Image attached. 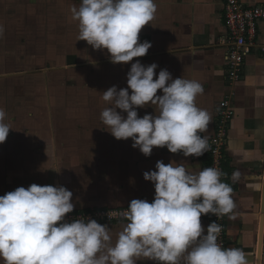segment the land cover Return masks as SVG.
<instances>
[{
    "label": "crops",
    "instance_id": "0c3cea01",
    "mask_svg": "<svg viewBox=\"0 0 264 264\" xmlns=\"http://www.w3.org/2000/svg\"><path fill=\"white\" fill-rule=\"evenodd\" d=\"M5 2V19L9 21L14 12L8 0ZM154 2L155 17L139 35V42L149 41L152 47L145 56L128 63L113 64L107 50L78 41V21L72 18L71 8L78 7L80 0H65L64 4L49 0L42 10L46 34H33L45 40H38L33 49L24 48L32 34L25 23L27 18L18 20L20 37H10L14 25L5 22L4 48L0 50L5 68L0 71V83L5 77H22L25 90L29 80L36 86L33 102L26 106L6 103L5 95L11 91L0 84V109L12 128L0 144V196L35 183L66 187L73 193L74 209L128 206L133 199L154 200V183L145 180L143 174L156 170L157 161L183 162L194 173L209 167L208 148L201 157H184L182 152L154 147L146 157L133 148L131 138L117 140L102 123L101 112L110 106L102 99L103 91L114 85L127 88V73L137 60L145 66L155 63L154 78L167 69L173 79L183 76L202 85L203 92L195 103L211 116L201 133L207 145L215 133L220 102L228 96L232 99L235 113L229 125L225 162V183L232 188L233 200L227 248L242 249L247 264H264V22L257 45L247 56L242 80L230 84L225 65L224 0ZM24 6L26 12L36 13ZM32 29L39 31L35 26ZM10 62L16 64L11 66ZM9 66L13 70L18 67V72L9 71ZM162 94L158 90L157 95ZM15 108L18 113L11 116ZM155 109L156 105H146L137 111L143 117L155 115ZM201 222L206 234L209 221L205 215ZM127 223L102 224L109 226L112 245ZM0 264H4L2 259ZM137 264L157 262L141 257ZM179 264H184L183 258Z\"/></svg>",
    "mask_w": 264,
    "mask_h": 264
},
{
    "label": "clouds",
    "instance_id": "9594fccd",
    "mask_svg": "<svg viewBox=\"0 0 264 264\" xmlns=\"http://www.w3.org/2000/svg\"><path fill=\"white\" fill-rule=\"evenodd\" d=\"M156 11L154 0H80L71 8L78 41L107 50L113 64L148 53L152 44L139 42V35ZM157 67L137 60L127 73V88L114 85L103 91L110 106L101 112L102 123L117 140L131 138L133 148L146 157L154 147L203 156L208 145L201 133L211 116L195 103L202 85L183 76L173 79L167 69L154 78ZM158 90L163 94L157 95ZM146 105H156V114L140 117L137 109ZM5 117L0 109V144L12 129ZM155 168L143 174L154 183V200L130 202L128 223L114 245L108 225L91 218L66 221L75 205L64 186L33 183L0 196V259L4 264H137L141 257L158 264H179L181 258L184 264H247L242 249L217 243L221 228L215 221L206 234L201 222L203 215L233 209L232 188L222 182V173L215 167L194 173L183 162L157 161Z\"/></svg>",
    "mask_w": 264,
    "mask_h": 264
},
{
    "label": "built area",
    "instance_id": "2783aa9c",
    "mask_svg": "<svg viewBox=\"0 0 264 264\" xmlns=\"http://www.w3.org/2000/svg\"><path fill=\"white\" fill-rule=\"evenodd\" d=\"M223 17L227 29L225 38L227 79L230 84H233L242 80L247 56L257 45L260 25L264 22V3L252 5L244 0H224ZM234 113V103L228 96L220 102L215 133L208 145L210 167H215L222 173V182H225L226 178L225 162L228 132ZM128 206L75 209L67 214L65 219L68 222L75 219H82L87 222V219L91 218L100 224L126 221L125 213L128 211ZM205 216L209 224L215 221L220 226L221 231L217 234V243L227 248L229 241L228 214L220 216L208 214Z\"/></svg>",
    "mask_w": 264,
    "mask_h": 264
},
{
    "label": "rangeland",
    "instance_id": "374dc122",
    "mask_svg": "<svg viewBox=\"0 0 264 264\" xmlns=\"http://www.w3.org/2000/svg\"><path fill=\"white\" fill-rule=\"evenodd\" d=\"M50 1L58 2V4H60V3L64 4L65 0H50ZM48 2H49V0H8V3L12 7V10L14 13L10 14L11 20L7 21L5 19V4H6V2H5V0H0V50L4 48L3 40H2V38H3L2 34H5V22L8 24L14 25L13 29L10 30V37H12V38L20 37L22 27L17 26V24L21 23V22H18V20L20 18H24V17L27 18L25 20V23L27 22V25L31 28L29 30V32L32 33V34H29L27 36V40H26L27 44L25 45L24 48L25 49H33L35 47L34 46L35 43L38 40H45V39H41V36L40 37L39 36L34 37L33 34H40V33H42L41 35L46 34L45 30L47 27L43 26V12H42V10H44L45 5L48 4ZM24 5L30 6L31 8H34L33 10L36 11V13L32 14L30 12H26L27 10H26ZM35 7H36V9H35ZM34 26L39 29L38 33L33 32L32 28ZM22 33H23V31H22ZM0 59H1V57H0ZM9 59L11 60L12 57L10 56ZM9 64L11 66H13L16 63L10 62ZM29 64H31V63H29ZM2 65H5V63L0 62V71L4 70V68H5V67H2ZM13 69H14L13 67L11 68L9 66V71H12L15 73L18 72V71H16V70H18V67H15V70H13ZM20 69H22V68H20ZM29 69L32 70L31 68H29ZM35 69L37 70L38 67H36ZM0 84L5 86V90H7V87H9V89H10L9 91H11L10 94L5 95L6 96L5 102L6 103H8L10 101L11 103L17 102V103H22L23 105L27 106L33 102V98L31 97L32 93H33V85L35 84V82L33 80H29V85L27 86L28 88H26V90L23 87V78L22 77H18L15 79L13 77H9V79H7V77H5V82H2ZM35 86H36V84H35ZM96 91H98V90H95V92ZM25 111L27 113L30 112V110H25ZM10 113H11V116L16 115V113H18L17 108H15L14 110H11ZM115 207H119V206H115ZM110 208H113V207H110ZM93 209H95V208H93Z\"/></svg>",
    "mask_w": 264,
    "mask_h": 264
},
{
    "label": "trees",
    "instance_id": "16d2710c",
    "mask_svg": "<svg viewBox=\"0 0 264 264\" xmlns=\"http://www.w3.org/2000/svg\"><path fill=\"white\" fill-rule=\"evenodd\" d=\"M210 167V166H209Z\"/></svg>",
    "mask_w": 264,
    "mask_h": 264
}]
</instances>
